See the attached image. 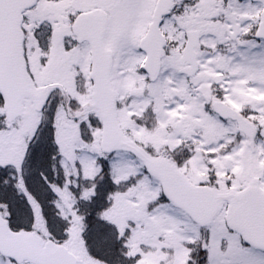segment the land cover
I'll return each mask as SVG.
<instances>
[{"label":"snow or ice","instance_id":"6c2138e0","mask_svg":"<svg viewBox=\"0 0 264 264\" xmlns=\"http://www.w3.org/2000/svg\"><path fill=\"white\" fill-rule=\"evenodd\" d=\"M0 264H264V0H0Z\"/></svg>","mask_w":264,"mask_h":264}]
</instances>
